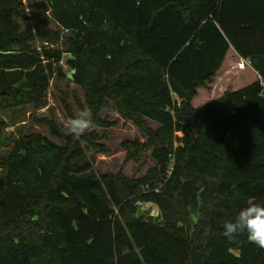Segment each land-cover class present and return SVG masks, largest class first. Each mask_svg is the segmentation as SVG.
<instances>
[{
    "label": "trees",
    "instance_id": "obj_1",
    "mask_svg": "<svg viewBox=\"0 0 264 264\" xmlns=\"http://www.w3.org/2000/svg\"><path fill=\"white\" fill-rule=\"evenodd\" d=\"M22 1L0 0V111L42 107L65 60L93 124L109 100L148 137L125 145L129 158L150 147L155 167L97 176L81 143L94 137L52 122L63 145L14 138L0 157V264H264V249L222 227L264 204V0H35L55 30L22 28ZM229 48L258 80L193 108Z\"/></svg>",
    "mask_w": 264,
    "mask_h": 264
},
{
    "label": "rangeland",
    "instance_id": "obj_2",
    "mask_svg": "<svg viewBox=\"0 0 264 264\" xmlns=\"http://www.w3.org/2000/svg\"><path fill=\"white\" fill-rule=\"evenodd\" d=\"M23 11L26 20L22 28L33 29L40 21L48 22L52 30L56 26L50 20L48 11L44 7L32 9L31 4L35 0H23ZM39 46V43H32ZM65 51V41L60 38L52 48ZM64 59L68 57L63 53ZM240 65L243 68H240ZM62 75L53 74L46 95L45 104L40 108L26 106L23 109L11 113L7 110L0 111V157L5 156L12 147V140L21 139L29 135H39L57 145H63L64 141L51 134L47 123L52 122L63 135H70L64 126L68 118L75 116L81 109L88 108L83 89L72 81L71 70L63 60L60 64ZM258 80V75L250 67L249 63L242 60L236 52L229 48L224 60L207 88L196 89V95L191 101L193 108H199L208 102L219 98L226 91H234ZM97 116L105 126L92 125V129L84 133L83 137L93 136V142L82 140L85 147L84 153L91 160L92 171L97 176L116 175L120 173L128 179H141L146 173L155 167V160L151 157V148L147 147L139 151L135 158H129L126 144H148V137L129 120L123 119L115 110L113 104L106 100V107L101 108ZM146 126L153 132L160 126L150 120H145ZM88 135V136H87ZM181 134L173 133V146L180 143L176 140ZM76 137L80 139V137ZM1 175V171H0ZM140 210L145 217L153 222L159 221V212L151 204L140 205Z\"/></svg>",
    "mask_w": 264,
    "mask_h": 264
},
{
    "label": "clouds",
    "instance_id": "obj_3",
    "mask_svg": "<svg viewBox=\"0 0 264 264\" xmlns=\"http://www.w3.org/2000/svg\"><path fill=\"white\" fill-rule=\"evenodd\" d=\"M93 125V112L90 108L81 109L65 122L69 134L79 137L90 131ZM223 236L234 241L240 234H246L247 241L264 249V204L250 202L239 210L233 220L223 222Z\"/></svg>",
    "mask_w": 264,
    "mask_h": 264
},
{
    "label": "water",
    "instance_id": "obj_4",
    "mask_svg": "<svg viewBox=\"0 0 264 264\" xmlns=\"http://www.w3.org/2000/svg\"><path fill=\"white\" fill-rule=\"evenodd\" d=\"M144 212H146V211H144Z\"/></svg>",
    "mask_w": 264,
    "mask_h": 264
},
{
    "label": "crops",
    "instance_id": "obj_5",
    "mask_svg": "<svg viewBox=\"0 0 264 264\" xmlns=\"http://www.w3.org/2000/svg\"><path fill=\"white\" fill-rule=\"evenodd\" d=\"M215 77V76H214Z\"/></svg>",
    "mask_w": 264,
    "mask_h": 264
}]
</instances>
